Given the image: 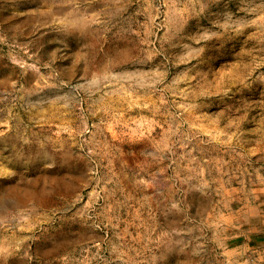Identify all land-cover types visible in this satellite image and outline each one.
<instances>
[{
	"label": "rangeland",
	"instance_id": "obj_1",
	"mask_svg": "<svg viewBox=\"0 0 264 264\" xmlns=\"http://www.w3.org/2000/svg\"><path fill=\"white\" fill-rule=\"evenodd\" d=\"M0 264H264V0H0Z\"/></svg>",
	"mask_w": 264,
	"mask_h": 264
}]
</instances>
